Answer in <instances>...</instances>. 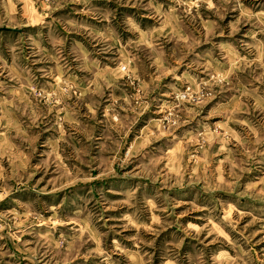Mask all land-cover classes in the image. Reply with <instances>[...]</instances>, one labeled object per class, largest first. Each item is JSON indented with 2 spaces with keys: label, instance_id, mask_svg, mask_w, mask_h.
I'll use <instances>...</instances> for the list:
<instances>
[{
  "label": "rangeland",
  "instance_id": "obj_1",
  "mask_svg": "<svg viewBox=\"0 0 264 264\" xmlns=\"http://www.w3.org/2000/svg\"><path fill=\"white\" fill-rule=\"evenodd\" d=\"M0 264H264V0H0Z\"/></svg>",
  "mask_w": 264,
  "mask_h": 264
}]
</instances>
